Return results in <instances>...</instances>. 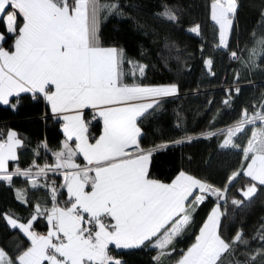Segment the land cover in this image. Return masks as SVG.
<instances>
[{
  "label": "snow or ice",
  "instance_id": "obj_1",
  "mask_svg": "<svg viewBox=\"0 0 264 264\" xmlns=\"http://www.w3.org/2000/svg\"><path fill=\"white\" fill-rule=\"evenodd\" d=\"M239 7V0L210 2V19L218 26L216 47L228 49L233 60L242 59L229 44ZM180 12L179 7L165 6L157 15L178 24ZM113 14L125 16L116 0H0V104L15 108L10 98L21 93L43 98L53 118L62 122L64 136L59 150L52 152L51 164L33 161L29 168L15 171H9V162L18 161L23 141L11 130L0 138V182L11 186L13 177L23 176L33 189H47L49 198L33 204L26 219L0 216L10 231L28 241L17 245L15 253L0 247V264H125L112 254V247L154 249V264H164L165 259L174 264L264 260V244L252 253H241L240 247L249 244L243 230L231 238L223 232L227 205L242 208L264 190V94L254 112L244 108L232 125L202 134L223 136L219 147L240 155L239 166L223 187L184 170L170 182L154 178V155L194 137L143 145L142 121L153 114L161 98L177 95L179 88L135 82L145 76L148 66L129 59L121 47L104 46L100 39L102 23ZM189 31L200 35V26ZM252 37L249 63L254 64L258 50L264 51V36L257 38L253 32ZM205 64L211 72L212 59ZM130 77L132 83L127 82ZM233 91L238 95L241 90H228L226 106H231ZM96 123L102 124L98 135L92 131ZM40 147L52 151L46 142ZM49 173L59 174L63 182H49ZM242 178L247 182L236 190L241 198L229 197ZM211 197L213 207L193 242L174 258L197 210ZM16 198L29 203L21 190ZM41 219L46 232L35 227ZM253 239L264 241V223ZM241 254L246 256L243 261L238 259Z\"/></svg>",
  "mask_w": 264,
  "mask_h": 264
},
{
  "label": "trees",
  "instance_id": "obj_2",
  "mask_svg": "<svg viewBox=\"0 0 264 264\" xmlns=\"http://www.w3.org/2000/svg\"><path fill=\"white\" fill-rule=\"evenodd\" d=\"M116 2L125 16L113 14L102 23V44L121 47L129 59L148 66L145 76L137 78L135 82L150 86L176 84L179 88L177 95L161 98L153 114L142 121L143 145L147 147L186 136L194 137L190 143L172 145L157 152L151 167L152 176L170 182L180 170H184L223 187L220 182L224 181L225 184L227 176L239 166L240 155L235 150L219 147L223 136L205 138L202 134L225 129L240 118L242 109L247 108L252 113L262 102L264 51H261L262 56L256 64L249 63L248 53L254 47L252 33L255 32L257 38L264 36V18L261 17L264 0H239L237 26L229 36V44L231 50L238 52L241 60L231 59L228 49L216 47L219 42L218 26L210 19L211 0ZM165 6L181 9L178 24L169 23L157 15ZM195 25L200 26V35L189 31ZM207 59L213 61L211 72L205 64ZM128 68L126 64L125 70ZM237 75L239 79H236ZM127 82L132 83V78ZM235 88L241 91L238 95L233 91L231 106H226L223 101L229 95L228 90ZM11 102L16 105L15 108L0 104V138H6L10 130L15 131L22 139L23 146L17 149L18 161L9 162V171H15L17 167L27 169L33 161L41 166L51 164L54 161L52 152L59 150L63 137L61 125L51 116L46 101L24 93ZM92 131L98 135L101 125H94ZM44 142L52 151L40 147ZM48 181L59 185L63 180L59 174L49 173ZM246 182L247 178L239 179L231 188L229 197L241 198L236 190ZM17 190L27 194L28 204L16 198ZM48 199L47 189H33L25 177H13L11 186L0 182V216L11 214L26 219L33 212V204ZM214 201L209 198L197 210L192 226L177 244L174 258L193 242ZM227 213L223 219L224 236L231 238L237 230L242 229L245 239L249 241L246 249L240 247L241 253H252L264 244V241L253 239L261 223H264V190L242 208L237 209L229 203ZM35 227L40 232L47 231L42 219ZM27 243L23 235L10 231L4 219L0 218V247L15 253L17 245L25 246ZM116 255L125 264H154L152 257L156 255V250L142 248L118 251ZM238 259L243 261L246 256L241 254ZM164 264H174V260L165 259ZM225 264H228V258ZM255 264H264V260L258 257Z\"/></svg>",
  "mask_w": 264,
  "mask_h": 264
},
{
  "label": "crops",
  "instance_id": "obj_3",
  "mask_svg": "<svg viewBox=\"0 0 264 264\" xmlns=\"http://www.w3.org/2000/svg\"><path fill=\"white\" fill-rule=\"evenodd\" d=\"M24 93H21V95H23ZM14 98H16V97H12V98H10V100H12V99H14ZM47 103V102H46ZM1 105H3V104H1ZM4 106V105H3ZM48 106V105H47ZM50 110V109H49ZM50 114H51V112H50ZM100 125H101V129H102V124L100 123ZM61 132H62V124H61ZM62 137H63V140H64V136H63V132H62ZM18 151V150H17ZM78 162H82V158L80 159V160H78ZM113 248V250L115 251V252H118V251H127V250H118V249H115L114 247H112Z\"/></svg>",
  "mask_w": 264,
  "mask_h": 264
},
{
  "label": "rangeland",
  "instance_id": "obj_4",
  "mask_svg": "<svg viewBox=\"0 0 264 264\" xmlns=\"http://www.w3.org/2000/svg\"><path fill=\"white\" fill-rule=\"evenodd\" d=\"M213 22V21H212ZM192 33V32H191ZM193 34H195V33H193ZM223 49V48H222ZM249 55H250V52L248 53ZM262 56V54H261V50H258V52H257V55H256V57L254 58L255 59V63L254 64H256L257 63V61L259 60V58ZM3 106V105H2ZM220 184H221V186H223V184H224V181H221L220 182ZM211 198H213L214 200H215V197H211Z\"/></svg>",
  "mask_w": 264,
  "mask_h": 264
},
{
  "label": "built area",
  "instance_id": "obj_5",
  "mask_svg": "<svg viewBox=\"0 0 264 264\" xmlns=\"http://www.w3.org/2000/svg\"><path fill=\"white\" fill-rule=\"evenodd\" d=\"M51 116H52V114H51ZM53 117V116H52ZM55 119V118H54ZM55 120H57V119H55ZM58 122H59V124L61 125L62 124V122L61 121H59L58 120ZM100 123H96L95 125H99ZM23 177V176H22ZM62 180H63V178H62ZM63 182V181H62ZM112 254L114 255V256H117L116 255V252H114V250H113V248H112ZM118 257V256H117ZM119 258V257H118Z\"/></svg>",
  "mask_w": 264,
  "mask_h": 264
}]
</instances>
